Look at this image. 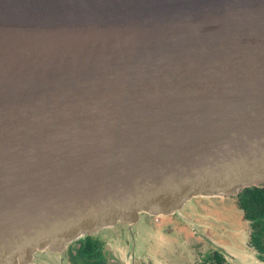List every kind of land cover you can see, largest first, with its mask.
I'll list each match as a JSON object with an SVG mask.
<instances>
[{"label":"water","instance_id":"1","mask_svg":"<svg viewBox=\"0 0 264 264\" xmlns=\"http://www.w3.org/2000/svg\"><path fill=\"white\" fill-rule=\"evenodd\" d=\"M261 184L264 0H0V264Z\"/></svg>","mask_w":264,"mask_h":264},{"label":"flooded vegetation","instance_id":"2","mask_svg":"<svg viewBox=\"0 0 264 264\" xmlns=\"http://www.w3.org/2000/svg\"><path fill=\"white\" fill-rule=\"evenodd\" d=\"M238 194L239 192L233 194L236 200L235 206L241 211L242 223L246 224L247 231L246 235L243 231H239L242 223L235 229H238L235 233L241 237V243L236 247H227L221 234L214 231L213 233L221 238L218 243L222 251L216 250L201 234L199 235L195 230L189 231L176 216L166 218L149 216L154 219V226H146L144 231L138 229L133 238L128 230L118 226L96 237H87L70 245L66 252L67 264H124L125 258L129 264H219L218 261L220 264H236L237 262L238 264L256 262L264 264V236L259 241H254L255 232L238 206ZM223 211L219 214L221 215ZM196 218L194 220L197 221ZM236 221H239L237 217ZM196 226L201 231L206 230L203 225ZM140 242L146 245V250L141 249ZM123 243L129 244L127 251L124 250ZM113 252L118 254L112 255ZM217 253L220 258L216 256Z\"/></svg>","mask_w":264,"mask_h":264},{"label":"rangeland","instance_id":"3","mask_svg":"<svg viewBox=\"0 0 264 264\" xmlns=\"http://www.w3.org/2000/svg\"><path fill=\"white\" fill-rule=\"evenodd\" d=\"M235 204H236V200L234 195H231L227 198H210V199L199 198L187 204V206L184 207V209L181 211L182 218L184 217L185 220L187 221L181 219L177 215L174 216H176L181 221V224L186 225L189 231L192 232V230H195L199 235L201 234L203 237L209 239L212 243H214L219 247H221V245L218 242L221 241L220 240L221 238H223L222 240H224L225 245L231 248V247H236L237 245H239V243H241V237L239 236V234L235 233V231H238V229L237 230L235 229L239 227V224H241L243 220L241 218V211L238 209V207L235 206ZM221 211H223V213L226 214L223 215V213H221L220 215L219 213ZM236 217L238 218L239 221H236ZM194 218L198 220L196 221L194 220ZM197 224L205 226L204 228H206V230L205 229H204L205 231L199 230V228L196 226ZM245 225L246 224L242 223L241 226L239 227L240 229L239 231L240 232L243 231L244 234L246 235L247 228ZM146 226L148 227L154 226V219L152 217H149L148 215L143 214L141 216L140 224L136 226L134 229L136 232L138 231V229L140 231H144ZM213 228H215V230ZM133 230L130 233V236L132 238L134 237L135 234V231L133 232ZM214 231L218 234H221V238L218 237V235H215L213 233ZM153 235L155 236V234ZM195 239L199 240L198 238ZM141 245H142L141 249L146 250V245L140 242V247ZM128 246L129 244L126 245L123 243L124 250L126 249L127 251ZM113 254L117 255L118 253L113 252L112 255ZM151 254L154 253L151 252ZM122 256L123 254L121 253L120 254L121 259ZM123 263L129 264L126 258L125 260H123ZM236 264H238V262ZM252 264H257V262Z\"/></svg>","mask_w":264,"mask_h":264},{"label":"trees","instance_id":"4","mask_svg":"<svg viewBox=\"0 0 264 264\" xmlns=\"http://www.w3.org/2000/svg\"><path fill=\"white\" fill-rule=\"evenodd\" d=\"M237 203L243 211L244 218L250 222L255 232L254 241H259L264 236V184L240 191L237 195ZM216 256L219 257V253ZM218 262L220 264V261Z\"/></svg>","mask_w":264,"mask_h":264}]
</instances>
